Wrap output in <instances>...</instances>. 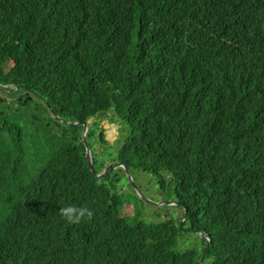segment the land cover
<instances>
[{"label": "trees", "instance_id": "obj_1", "mask_svg": "<svg viewBox=\"0 0 264 264\" xmlns=\"http://www.w3.org/2000/svg\"><path fill=\"white\" fill-rule=\"evenodd\" d=\"M109 112L127 125L118 160L210 238L203 263L264 264V0H0V264L200 259L205 240L177 249L179 219L122 215L82 126L48 124ZM69 204L93 219L69 224Z\"/></svg>", "mask_w": 264, "mask_h": 264}, {"label": "rangeland", "instance_id": "obj_2", "mask_svg": "<svg viewBox=\"0 0 264 264\" xmlns=\"http://www.w3.org/2000/svg\"><path fill=\"white\" fill-rule=\"evenodd\" d=\"M8 68H11V64H8L7 69ZM33 105L37 106V103L34 102ZM31 110H33V108ZM110 114H113V113H110ZM99 121H101V123H99ZM61 123L64 124V122H61ZM48 124L49 125L51 124L52 131H55V129H57V127L59 126V124H56V122L54 120L53 121L49 120ZM93 124H97L96 129L98 131V135H101V134L105 135V140L107 143L102 142V139L98 136L101 143L96 142L95 147H96V156L99 160L105 161V164L107 166L104 169H106L107 167L112 165L111 164L112 163L111 157H107L108 153L110 156V151H111V153L113 155H115L113 152L116 151L117 149L119 150V148H121V146H122L121 142H122V140L125 137L126 132H127V125L125 124L124 120H122L120 118L110 120V118H104V117H98L96 119H91L90 120V126H92ZM92 155H93V151H92ZM115 159H116V157H115ZM36 171H38V169ZM102 172L103 171H99L100 174ZM138 176L139 177H137L136 183L139 186L138 187L139 188L138 193L141 197H146L148 200L153 201V202H156V201L168 202L169 201V200H165L163 198V196L159 197V195L162 194L163 191L160 188H157L155 185H152L150 178L148 177V175L146 173H144V172L139 173ZM149 182H150V186H149ZM128 184H129L128 180H126L125 178L122 179V183L120 185L116 184V187H118L119 194L123 195L125 198V202H124L123 208L121 210L122 215L128 216V217H136V216H138V213L140 212L141 213V219L142 218H148L149 219V216H151V213H152V209H150L152 207L149 208V206H151V204L145 202V200H143V199H142V202L138 201L135 198V195H134L132 189L128 186ZM145 185H147L148 187L146 188ZM162 207L163 208H161L158 211V212H161L162 214H164L165 211H171V210L175 209V211H173L174 212V216H173L174 218L173 219L174 220L177 219V217H175L177 214V208L166 207V206H162ZM173 212H171V213H173ZM180 217H181V215H180ZM150 218L152 221L148 220L147 222H156V220H157L154 217V215H152ZM184 235H187L188 240H190L188 234H184ZM192 237H194V236H192Z\"/></svg>", "mask_w": 264, "mask_h": 264}, {"label": "clouds", "instance_id": "obj_3", "mask_svg": "<svg viewBox=\"0 0 264 264\" xmlns=\"http://www.w3.org/2000/svg\"><path fill=\"white\" fill-rule=\"evenodd\" d=\"M34 92L32 91V94H33ZM34 95H37L36 93H34ZM109 113H111V112H109ZM114 114V113H113ZM103 117V116H102ZM98 118V117H97ZM119 118V117H118ZM96 119V118H95ZM61 122H64V124L65 125H68V123H72V122H66V121H64V120H61ZM87 123H89V129H90V120L87 122ZM89 129H88V132H89ZM83 131H84V128H83ZM97 134H98V131H97ZM87 135H88V133H87ZM98 136H100V135H98ZM97 136V137H98ZM96 137V139L95 138H93L92 140L93 141H95V140H97L98 139V143H101V141L99 140V137L97 138ZM125 137H126V135H125ZM124 137V138H125ZM123 138V139H124ZM82 141H83V139H82ZM123 141V140H122ZM87 143H88V141H87ZM121 143H123V142H121ZM88 146H89V144H88ZM89 148H90V146H89ZM94 148V147H93ZM104 149V148H103ZM120 149V148H119ZM90 150H92L93 151V149H91L90 148ZM92 151H91V154H92ZM111 152V151H110ZM114 154H115V151L113 152ZM112 154V153H111ZM116 156V154L115 155H113L112 154V156H111V159H113L114 157ZM117 159H118V157H117ZM122 162H125L126 163V168L124 167V166H122V168L124 169V174H122V175H119V177H120V179L119 180H116L117 181V185H120L121 183H122V179L123 178H125L126 180H128V186L130 187V188H132L133 190V193H134V195L136 196H139L141 199H143V200H145V202H147V203H150L151 204V206H149V208L150 207H152V208H150V209H152V211H153V206L154 205H156V206H158L159 208H157V213H161V212H158L161 208H163L162 206H166V207H175V206H171V205H181L182 207H184L183 205H182V203L179 201V199H176V200H169L168 202H169V204H167V202H164V201H162V202H158V201H156V202H153V201H150V200H148L146 197V199L145 198H143V197H141L140 195H139V193H138V190H139V188H138V186H137V183H136V174H134L133 173V171L135 170H131V169H129L128 168V164H127V162L126 161H124V160H122ZM121 162V163H122ZM92 163H93V155H92ZM113 165V164H112ZM93 166H94V164H93ZM107 165L104 163V168L106 167ZM90 167V166H89ZM102 169V171H104L105 169ZM91 169V168H90ZM94 169H95V167H94ZM116 171V168L115 169H113V170H111L109 173H111V172H113V171ZM92 171V170H91ZM95 172H96V170H95ZM93 173V172H92ZM109 173H107L103 178H101L100 180H102V179H104ZM94 174V173H93ZM96 174H100V173H97L96 172ZM96 174H94L95 176H96ZM126 174V175H125ZM139 175V172H137V176ZM129 176H131V179H132V182L130 181V179H129ZM134 178H133V177ZM97 177V176H96ZM118 176L116 175V178H117ZM139 177V176H138ZM148 177L151 179V176H149L148 175ZM98 178V177H97ZM99 179V178H98ZM151 181V180H150ZM117 190H118V187H117ZM137 199V198H136ZM166 212V211H165ZM185 212H186V216L185 217H187V219H183V220H181L180 221V226H179V228L182 230V232H183V235H182V237L180 238V240L178 241V246H177V249L179 250V251H181V252H184V251H186L189 247H193V248H197L199 251H202L201 250V242H202V240H205L206 242H209V247H210V242H211V240H210V238L209 237H206L202 232H200V231H197V230H194V229H192V230H186V227L184 226V221L185 220H188V210L187 209H185ZM59 215H60V217L63 219V220H65L66 222H68L69 224H73V225H77V224H80V223H82V222H84L85 220H91V219H93V217H94V212H93V210L90 208V207H88V206H83V205H81V206H77V205H74V204H69V205H67V206H65V207H61L60 209H59ZM152 216V215H151ZM151 216H149V219L148 218H142V221H144V222H147L148 220H150V221H152L151 220ZM154 217L157 219L156 220V222H147L148 224H150V223H159V222H162V221H166V220H172L173 218H170V216H167V218H157L156 217V215L154 214ZM184 234H188L189 235V238H190V240H188V236L187 235H184ZM192 236H194V237H192ZM205 249H206V247H205ZM209 249V248H208ZM204 252H205V250H204ZM204 252H202V255L204 254ZM208 252V251H207ZM202 255H201V257H202ZM206 256H207V253H206ZM205 256V257H206ZM201 257H200V259H201ZM205 257H204V259H205ZM199 259V260H200ZM204 259H203V261H204ZM198 260V261H199ZM198 261L196 262V264L198 263ZM203 261H202V263L201 264H206V263H203Z\"/></svg>", "mask_w": 264, "mask_h": 264}, {"label": "flooded vegetation", "instance_id": "obj_4", "mask_svg": "<svg viewBox=\"0 0 264 264\" xmlns=\"http://www.w3.org/2000/svg\"><path fill=\"white\" fill-rule=\"evenodd\" d=\"M13 86V85H12ZM14 88V87H13ZM23 96H26V99L24 100L25 101V104L27 105L29 102H32V103H34L35 102V99L36 98H39L37 95H34V94H31L30 92H27V91H24L22 94H21V98L20 99H22V97ZM33 108V110L32 111H34V112H36L38 109H40L41 108V106H33L32 107ZM31 108V109H32ZM104 118H110V120L111 119H117L118 118V116L117 115H115V114H110V113H107L106 115H104L103 116ZM51 119H52V117H51ZM46 120V119H45ZM99 123H101V121H99ZM56 124H59V126L58 127H60L61 126V119H60V121L58 120V121H56ZM95 136L97 137L98 136V134H95ZM122 147V146H121ZM94 149H95V151H96V147L94 146ZM119 151H120V149L118 150H116L115 151V154H116V159H115V157L112 159V163L111 164H113V165H117L118 167L116 168V171L114 170V174L115 175H117L118 177L116 178V180H119L120 179V177H119V175H122V174H124V169L122 168V166L120 165L121 164V162H122V160H118L117 159V157H118V153H119ZM104 163H105V161H99V163H98V165L99 166H104ZM135 174H136V182H137V171H135ZM126 175V174H125ZM151 183H153V180H152V176H151ZM138 186V185H137ZM149 186H150V182H149ZM139 187V186H138ZM145 187L147 188L148 186L147 185H145ZM158 188H161V187H158ZM132 189V188H131ZM133 190V189H132ZM158 191V190H157ZM158 195V194H157ZM160 196H163L162 194H160L159 195V197ZM164 198V197H163ZM168 200H176V198H172L171 196L169 197V199ZM183 206H184V204H182ZM171 206H175V208H177V214H176V216L175 217H177V219H179V226H180V221L181 220H183V219H187V217H185L186 216V212H185V210L183 209V207L181 206V205H171ZM153 211H152V213H151V215H156V217L157 218H167V216H170V218H174L173 216H174V212L173 211H175V209L174 210H171V211H166L164 214H162V213H157V208H159L158 206H156V205H154L153 206ZM171 212H173V213H171ZM180 215H181V217H180ZM186 221L187 220H185L184 221V223H186ZM186 230H192V229H190V228H188V227H186Z\"/></svg>", "mask_w": 264, "mask_h": 264}, {"label": "water", "instance_id": "obj_5", "mask_svg": "<svg viewBox=\"0 0 264 264\" xmlns=\"http://www.w3.org/2000/svg\"><path fill=\"white\" fill-rule=\"evenodd\" d=\"M1 87H2V88L15 87L16 89H19V88H20V86H7V87H6V86H2V85H1ZM33 94H34V93H33ZM68 125H69V126H82V127L84 128L83 135H82V139H83V142H84V144H85V146H86V157H87V161H88V164H89V166H90L92 172H93L94 174H96L95 169H94V166H93V163H92V154H91V150H90V148H89V146H88V143H87V133H88V129H89V123H83V122H72V123H68ZM120 165H121V166H124V167L126 168V163H125V162H122ZM117 167H118L117 165H111V166L107 167V168H106L101 174H96V176H97L99 179H101V178H103L108 172H110L112 169H115V168H117ZM129 179H130V181L132 182L131 176H129ZM140 193H141V192H140ZM141 194H142V193H141ZM143 198H145V197H143ZM145 199H146V198H145ZM167 204H169V202H167ZM208 248H209V242H206V249H205V252H204V254L202 255L201 259L198 261L197 264H201V263H202L204 257L206 256V253H207V251H208Z\"/></svg>", "mask_w": 264, "mask_h": 264}]
</instances>
